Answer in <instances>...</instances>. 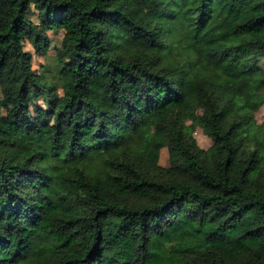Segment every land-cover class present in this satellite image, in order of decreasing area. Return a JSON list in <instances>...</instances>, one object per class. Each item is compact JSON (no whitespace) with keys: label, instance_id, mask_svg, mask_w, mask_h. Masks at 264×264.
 Here are the masks:
<instances>
[{"label":"trees","instance_id":"trees-1","mask_svg":"<svg viewBox=\"0 0 264 264\" xmlns=\"http://www.w3.org/2000/svg\"><path fill=\"white\" fill-rule=\"evenodd\" d=\"M260 58L264 0H0V264H264Z\"/></svg>","mask_w":264,"mask_h":264},{"label":"rangeland","instance_id":"rangeland-1","mask_svg":"<svg viewBox=\"0 0 264 264\" xmlns=\"http://www.w3.org/2000/svg\"><path fill=\"white\" fill-rule=\"evenodd\" d=\"M37 13L31 11L30 17L33 18L36 22H39V18L37 17ZM49 35L52 38L51 48L48 52V56H43L37 54L34 47L29 41H26L24 44L25 50L32 53L33 55V68L36 73H43L45 77L48 78L49 84L53 83H60L61 79L58 76V71L56 69V55H57V48L60 47L65 35L66 31L62 30H50ZM258 63L264 68V58H260ZM34 92H37V89H34ZM60 94H63V90L59 89ZM48 98V94H43L42 92L39 93V97L36 99L34 103V107H32L33 112H35L36 108H48L45 105V101ZM5 110L0 108V115L4 114ZM257 120L259 123L264 122V106L257 112L256 114ZM188 124H191V121H188ZM194 136L196 137L199 145L204 149H210L213 145L212 140L206 136L199 126H193ZM168 148H163L160 151V163L163 166H169V151Z\"/></svg>","mask_w":264,"mask_h":264}]
</instances>
